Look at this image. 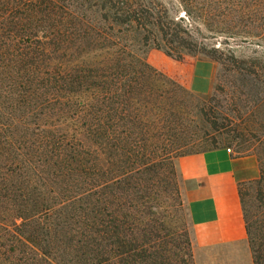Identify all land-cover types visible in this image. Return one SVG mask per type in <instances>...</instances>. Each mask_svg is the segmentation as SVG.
<instances>
[{
	"label": "rangeland",
	"instance_id": "1",
	"mask_svg": "<svg viewBox=\"0 0 264 264\" xmlns=\"http://www.w3.org/2000/svg\"><path fill=\"white\" fill-rule=\"evenodd\" d=\"M88 1L59 0L62 5L76 12L81 11L82 5ZM134 1L148 5L155 12L158 25H147L144 30H125L122 26H115L112 39L117 47L109 50L113 52L111 56H120L122 52L126 54L130 50L147 61L149 51H158L167 56L166 51L174 58H180V61L211 59L233 71L238 94L235 101L223 105L182 87L164 91L161 88L156 90L155 86L152 95L141 96L146 109L141 108V117L133 119L138 124H135L137 134L132 136V140L143 147L136 156H127L121 168L130 176V189L127 190L130 193L126 194V199L132 200L135 206V210L131 209L130 212L140 221L138 230L142 231L145 227L160 230L159 233L163 235L170 232L172 237L168 245L171 247L168 248L184 257L190 256L191 264H253L248 238L244 247L214 252L194 248L184 195L185 184L171 158L182 152L224 147L234 154L255 155L260 171L264 172V0ZM5 9L0 5V16L4 15ZM87 14L92 19L96 17L91 11ZM39 17H43L41 21L22 20V24H17L18 21L9 13L3 19L0 18V170L5 173L9 180L7 182L12 184H24L27 189L37 186L57 191L65 185L82 186L91 180L83 179L82 176L61 180L51 175L46 168L35 176L28 169V158H24L18 149L22 153L29 151L31 132H37L34 123L57 134L66 133L67 138L80 141L86 149H92L94 146L85 134L81 120L69 119L67 115H72L75 104L82 100L94 103L97 92L75 94L68 101L61 97L62 92H55V100L33 115L36 110H32L30 105H23L22 100L25 98L17 97L16 93L19 92L13 85L16 70L19 68L20 73L23 72L21 59L23 63L31 61L30 56L25 55L29 53L26 47L45 48V54L36 63L54 71L67 58L80 65V61L106 59L108 55L104 51L91 50L83 55L80 48L73 45L71 57H67L62 51L64 37L61 25L54 19L52 21L43 15ZM43 29H47L46 34ZM124 45L128 50H124ZM118 48L121 50L116 51ZM57 85L60 86L51 81L52 92L56 91L54 87ZM160 92L164 94L162 99L157 96ZM37 97H32L30 101L36 102L33 98ZM158 105L165 108V112L160 113ZM162 124L169 128V134L172 132L175 135L174 139L171 138L173 149L179 148L166 161L159 159L158 154L161 143L158 131ZM108 159L107 154L98 158L104 170L110 168ZM20 163L25 168L20 167ZM125 186L121 184V187ZM240 193L251 231L253 235L261 236L264 182L260 187L247 183L241 187ZM19 211L20 208L13 207L11 202H0V225L13 229L14 222L19 224L22 221L17 217ZM52 219L60 223V227L63 226L62 233L73 225L72 221H63V216L60 219L54 216Z\"/></svg>",
	"mask_w": 264,
	"mask_h": 264
},
{
	"label": "trees",
	"instance_id": "2",
	"mask_svg": "<svg viewBox=\"0 0 264 264\" xmlns=\"http://www.w3.org/2000/svg\"><path fill=\"white\" fill-rule=\"evenodd\" d=\"M0 5L6 7L3 14L9 13L17 24H22V20L41 21L43 17L39 16L42 15L56 20L63 30L62 51L67 57H71L73 45L80 48L83 55L90 50L104 51L108 55L106 59L80 61V65L67 58L54 71L36 63L45 54V48L26 47L29 53L25 55H29L31 61L23 63V59L20 60L23 72L20 73L19 68L16 70L13 85L19 92L17 97L25 98L23 105L36 110L33 115L55 100V92H62L61 97L66 100L91 91L97 92L98 97L94 103L88 100L76 103L72 115H67L69 119L81 120L83 130L94 146L92 149L67 138L66 133L57 134L34 123L37 132H31L29 151H18L28 158V169L35 176L46 168L61 180L82 176L91 181L82 186L65 185L57 191L37 186L27 189L24 184L7 182L5 173L0 170V202H11L13 207L20 208L17 217L22 220L19 224L14 222L13 229L0 225V264H191L190 256L184 257L168 248L171 247L168 245L172 237L170 232L163 235L160 230L145 227L138 230L140 221L130 212L135 206L132 200L126 199V194L130 193L127 191L130 176L121 170L127 156H136L143 147L132 140L137 134L135 124H138L133 119L141 117V108L146 109L141 96L152 95L155 86L156 90L181 88L125 45L126 54L122 52L114 57L111 56L113 52H109L117 47L112 39L115 26L125 30L156 26L155 12L134 0H89L78 12L59 0H0ZM89 11L96 17H89ZM43 30L46 34L47 29ZM165 54L181 60L169 52L165 51ZM51 81L60 84L54 87V92L50 89ZM34 96L39 97L33 98L36 102H31ZM157 96L164 98L163 92ZM159 105L158 111L165 112ZM168 129L162 124L158 131L161 141L158 154L163 161L179 150L173 149L171 138L175 135L169 134ZM129 142L130 146L127 145ZM19 145L24 150L21 143ZM189 152L193 151L182 152L171 159ZM102 154L109 158L108 170L98 162ZM19 166L25 168L21 163ZM52 168L57 169L56 173ZM107 174L110 176L106 177ZM263 182L261 170L259 178L249 184L260 187ZM122 183L127 185L126 188L121 187ZM54 216L57 219L63 216V221H72L73 225L62 233L63 226L52 219ZM243 216L253 264H264V219L262 235L256 236L244 209Z\"/></svg>",
	"mask_w": 264,
	"mask_h": 264
},
{
	"label": "crops",
	"instance_id": "3",
	"mask_svg": "<svg viewBox=\"0 0 264 264\" xmlns=\"http://www.w3.org/2000/svg\"><path fill=\"white\" fill-rule=\"evenodd\" d=\"M147 62L180 87L209 101L223 105L238 97L233 71L211 59L175 61L149 51ZM174 164L185 184L194 248L214 252L244 247L247 233L240 189L259 178L257 157L214 147L179 155Z\"/></svg>",
	"mask_w": 264,
	"mask_h": 264
},
{
	"label": "built area",
	"instance_id": "4",
	"mask_svg": "<svg viewBox=\"0 0 264 264\" xmlns=\"http://www.w3.org/2000/svg\"><path fill=\"white\" fill-rule=\"evenodd\" d=\"M227 151H228V152H230V149H229V148H227Z\"/></svg>",
	"mask_w": 264,
	"mask_h": 264
}]
</instances>
